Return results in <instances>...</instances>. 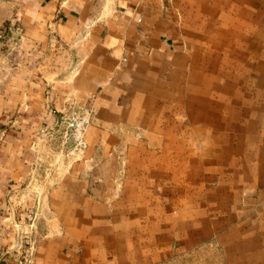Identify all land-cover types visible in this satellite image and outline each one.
<instances>
[{"label":"crops","instance_id":"obj_1","mask_svg":"<svg viewBox=\"0 0 264 264\" xmlns=\"http://www.w3.org/2000/svg\"><path fill=\"white\" fill-rule=\"evenodd\" d=\"M14 1V49L0 51V264L26 237L33 264H264V84L251 125L241 95L232 130V85L200 83L177 14L205 5L264 31V0ZM201 90L185 134V91ZM61 115L89 123L70 162L55 146ZM131 131L145 146H126ZM185 138L230 141L198 151L190 186L176 179L188 188L168 197L150 174L183 170Z\"/></svg>","mask_w":264,"mask_h":264},{"label":"rangeland","instance_id":"obj_2","mask_svg":"<svg viewBox=\"0 0 264 264\" xmlns=\"http://www.w3.org/2000/svg\"><path fill=\"white\" fill-rule=\"evenodd\" d=\"M183 7L184 9L182 11H178L177 14L178 17L182 19L185 25V29L187 31L186 34L195 38L192 40L190 45L194 50L199 51L200 54L199 59L193 60L194 67L196 66L197 62L200 64V83H204L207 85L213 82H226L228 84H231L232 90L230 93L232 95L231 103L233 106V112L231 115L233 119L232 130H234L235 125L238 124L235 122H238V105L241 95H243V99L245 100L243 104L247 106L244 107L246 113L242 112V122L244 121L243 124H245V121H247L246 124L251 125L250 122L254 120V117L256 115L255 111L257 95L261 91V88L257 87L259 86L257 84H264V76L262 77L259 74V70L261 69V67L264 70V58H255L256 51H262L264 54V31H259L261 30V28L256 26L242 25V22L245 21L244 18H242V20L241 18H229L227 15H229L230 12H224L222 10L210 11L205 5H200L201 9L198 10L189 8L190 5H187L185 3ZM18 14V7L14 0H0L1 52L8 51V53H11V51H13L14 49V28L11 27V24H13V22L14 24H17L15 23V20L18 18ZM236 15L237 17H239V12H236ZM246 21L249 22V20ZM8 29H10V31ZM189 38L192 39L191 37ZM213 93H216L217 98L220 100L224 98V91L212 92V94ZM207 98L208 97L206 91H185L184 114L181 115L184 119L182 130L184 132H187L185 134H190L191 130L194 129L193 124L188 121L190 120L191 116V104L193 102L192 100H194V102L197 101L200 104H207ZM221 117L222 121L219 124H216L215 129L224 131L225 126L223 121V114H221ZM88 124V122L83 121L82 117L76 118L69 117V115H61L59 122L55 126V131L57 134L55 136V146L56 148H58V151H65V153L62 155V159L64 157L66 162L77 159L76 155L71 154L73 149L75 148L74 135L80 133L82 141L84 142V128ZM252 126H254V123L252 124ZM249 130H251V128H249ZM137 135H139L138 132H129V139L125 140L127 141V147L145 146L146 140L144 138H137ZM229 141L230 140L222 138L216 140H192L191 138H185L183 140V170L176 172L171 169L161 172L155 171L151 172L150 177L159 178V180L161 179L162 182L164 181L165 184H167V187L161 188V190H163L162 194L168 197H172V195H176L177 193H179V191H183V189L187 190L188 188L185 185L184 187L183 185L178 187L170 186L174 180L178 179V181H181L190 186L188 182L191 181L193 177H195V174H197L198 171L192 169V164L194 162L193 158L197 157L196 153L198 151H202L210 144H216L217 146H220L222 148L225 145V142ZM239 141L240 140L237 139V142ZM68 148H70V151L66 153V150H68ZM172 156L176 158V156ZM172 156L168 155V159ZM137 157L136 162H138V165L144 163L143 155ZM120 158V162L126 164L127 156L122 155L120 156ZM199 173L200 175L203 174L206 177L209 171L207 170V167H205V170L200 171ZM226 173L230 174L232 180L239 182L240 172L232 171ZM44 176L45 174L43 173L42 177ZM230 176L228 175L227 177L230 178ZM136 177L144 178V171H137ZM126 178L127 175L124 174L123 179ZM157 206L158 204L154 208H156ZM154 220L157 221L158 219Z\"/></svg>","mask_w":264,"mask_h":264},{"label":"built area","instance_id":"obj_3","mask_svg":"<svg viewBox=\"0 0 264 264\" xmlns=\"http://www.w3.org/2000/svg\"><path fill=\"white\" fill-rule=\"evenodd\" d=\"M75 148L73 149L74 152H80L85 147L84 142L82 141L81 135L75 134ZM28 227L30 228V234L35 232V219L28 218L27 219ZM29 236V235H28ZM24 240H27V244L23 243ZM23 241L14 246L13 253L15 255V263L14 264H33V254H34V241L29 237L26 239L23 238Z\"/></svg>","mask_w":264,"mask_h":264}]
</instances>
